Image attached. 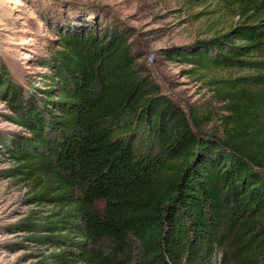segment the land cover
<instances>
[{"label":"trees","instance_id":"16d2710c","mask_svg":"<svg viewBox=\"0 0 264 264\" xmlns=\"http://www.w3.org/2000/svg\"><path fill=\"white\" fill-rule=\"evenodd\" d=\"M239 21L161 49L189 73L224 69L223 106L184 111L112 25L55 30L40 88L0 97L23 134L2 141L5 178L50 207L20 227L58 264H264V0H219ZM4 74V75H3Z\"/></svg>","mask_w":264,"mask_h":264},{"label":"rangeland","instance_id":"374dc122","mask_svg":"<svg viewBox=\"0 0 264 264\" xmlns=\"http://www.w3.org/2000/svg\"><path fill=\"white\" fill-rule=\"evenodd\" d=\"M235 7L219 0H0V74L4 70L12 84L40 88L39 67L54 47L55 30L80 24L112 25L131 34L138 63L184 111H210L217 126L223 106L213 82L230 80L235 72L209 69L189 73L188 64L168 61L159 51L182 46L225 32L239 21ZM4 75V74H3ZM23 134L0 97V264H58L50 259L56 250L36 242L24 223H38L50 212L46 205L29 201L31 189L19 178H5L13 164L2 141Z\"/></svg>","mask_w":264,"mask_h":264}]
</instances>
